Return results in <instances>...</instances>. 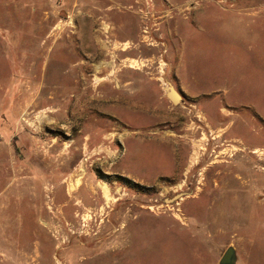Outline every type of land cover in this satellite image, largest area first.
<instances>
[{"label":"rangeland","instance_id":"obj_1","mask_svg":"<svg viewBox=\"0 0 264 264\" xmlns=\"http://www.w3.org/2000/svg\"><path fill=\"white\" fill-rule=\"evenodd\" d=\"M229 247L264 264V0H0V264Z\"/></svg>","mask_w":264,"mask_h":264},{"label":"water","instance_id":"obj_2","mask_svg":"<svg viewBox=\"0 0 264 264\" xmlns=\"http://www.w3.org/2000/svg\"><path fill=\"white\" fill-rule=\"evenodd\" d=\"M167 96H168L169 100L176 105L180 104L182 101V97L172 86H170L168 88ZM184 196H186V195L185 194H178L173 199L167 200V202L177 203L182 198H184ZM237 262H238L237 253L233 247H229L225 251V253L223 254V256L220 260V264H237Z\"/></svg>","mask_w":264,"mask_h":264}]
</instances>
